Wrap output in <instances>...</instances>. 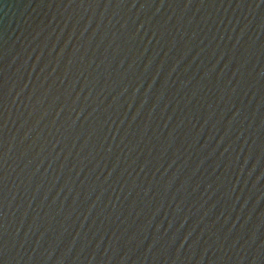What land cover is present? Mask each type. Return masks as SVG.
I'll use <instances>...</instances> for the list:
<instances>
[{"label": "water", "instance_id": "1", "mask_svg": "<svg viewBox=\"0 0 264 264\" xmlns=\"http://www.w3.org/2000/svg\"><path fill=\"white\" fill-rule=\"evenodd\" d=\"M0 264H264V0H0Z\"/></svg>", "mask_w": 264, "mask_h": 264}]
</instances>
